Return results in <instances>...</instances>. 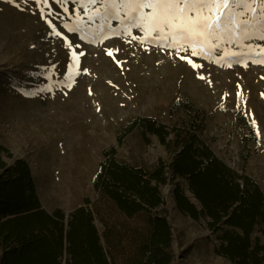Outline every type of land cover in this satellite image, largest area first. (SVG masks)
I'll list each match as a JSON object with an SVG mask.
<instances>
[{"label":"rangeland","instance_id":"374dc122","mask_svg":"<svg viewBox=\"0 0 264 264\" xmlns=\"http://www.w3.org/2000/svg\"><path fill=\"white\" fill-rule=\"evenodd\" d=\"M97 8L103 12L99 0L95 5L0 0V143L9 151L2 156L9 165L19 158L29 163L41 205L50 214L62 210L68 223L75 209L89 207L104 245L105 223L123 233L122 241L111 235L115 260L139 264L131 239L146 231L151 213L133 219L119 213L97 184L103 164L111 157L149 169L170 163L178 151L174 131L185 128L235 171L249 174L264 193V63H254L255 56L225 58V49L243 51L235 44L214 49L210 59L190 50L177 53L140 29L125 32L131 22L123 12L121 19L110 12L101 18ZM246 43L264 46L258 39ZM73 51L80 56L78 70ZM135 118L166 125L168 144L139 127L127 130ZM77 170L83 177L76 194L69 186ZM177 186L201 208L186 177L161 186L164 203L155 211L166 213L172 225L173 264H237L222 247L227 232L241 230L225 219L215 224L209 216L195 219L182 212L174 197ZM251 240V249L260 245L264 258V217ZM2 258L0 247V264ZM70 258L66 253L63 262Z\"/></svg>","mask_w":264,"mask_h":264},{"label":"trees","instance_id":"16d2710c","mask_svg":"<svg viewBox=\"0 0 264 264\" xmlns=\"http://www.w3.org/2000/svg\"><path fill=\"white\" fill-rule=\"evenodd\" d=\"M135 127L168 144L171 132L155 119L135 118L128 123L127 130ZM174 133L178 151L170 163L161 161L149 169L111 157L103 164L97 180L98 187L121 215L133 219L144 212L151 213L146 231L136 235L135 241L131 239L137 246L139 264H173L172 225L166 213L155 210L164 203L161 186L176 176L188 179L201 205L199 208L177 186L174 197L182 212L195 219L209 216L215 224L225 219L228 226L241 230L225 234L222 253L237 264H264V258L259 256L260 245L251 249L254 228L264 217V193L259 184L249 174L231 168L192 130L176 129ZM3 152L9 153L0 143L2 264H65L66 253L71 255L66 264H119L114 258L111 235L122 241V231L110 230L105 223L104 245L89 207L82 205L75 209L68 223L62 210L50 214L41 205L29 163L19 158L9 165Z\"/></svg>","mask_w":264,"mask_h":264},{"label":"snow or ice","instance_id":"6c2138e0","mask_svg":"<svg viewBox=\"0 0 264 264\" xmlns=\"http://www.w3.org/2000/svg\"><path fill=\"white\" fill-rule=\"evenodd\" d=\"M87 3L95 5L97 0H87ZM99 3L103 12L97 8L96 14L101 18L110 12L114 18L121 19L123 12L131 22L125 32L131 35L132 28L140 29L146 38L174 48L177 53L190 50L193 56L210 59L214 49L224 44H235L243 51L238 53L225 49V58L255 56L254 63H264V46L246 43L255 39L264 41V0H99ZM88 19L93 20L94 17L89 15ZM76 30L69 29L72 32ZM55 35L60 36L61 33L56 31ZM133 39L141 38L134 36ZM68 47L73 45L70 43ZM108 55L112 56V51H108ZM72 58L78 70L80 56L73 51ZM188 62L194 68L201 67L191 60ZM244 63L247 66L246 60ZM227 66L231 67L232 62L229 61Z\"/></svg>","mask_w":264,"mask_h":264},{"label":"bare ground","instance_id":"6f19581e","mask_svg":"<svg viewBox=\"0 0 264 264\" xmlns=\"http://www.w3.org/2000/svg\"><path fill=\"white\" fill-rule=\"evenodd\" d=\"M88 162H92V160H88ZM91 164V163H90ZM64 169V168H63ZM73 168L69 165L67 166V172L72 173ZM83 177V172L81 170H77V175L71 178L70 190L75 191L77 194L81 190L82 182L80 178Z\"/></svg>","mask_w":264,"mask_h":264}]
</instances>
